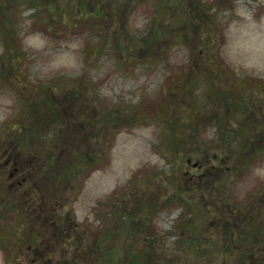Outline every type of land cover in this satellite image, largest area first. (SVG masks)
Returning a JSON list of instances; mask_svg holds the SVG:
<instances>
[{
    "label": "rangeland",
    "instance_id": "374dc122",
    "mask_svg": "<svg viewBox=\"0 0 264 264\" xmlns=\"http://www.w3.org/2000/svg\"><path fill=\"white\" fill-rule=\"evenodd\" d=\"M0 3V264H264V0Z\"/></svg>",
    "mask_w": 264,
    "mask_h": 264
},
{
    "label": "trees",
    "instance_id": "16d2710c",
    "mask_svg": "<svg viewBox=\"0 0 264 264\" xmlns=\"http://www.w3.org/2000/svg\"><path fill=\"white\" fill-rule=\"evenodd\" d=\"M0 5H2V4L0 3ZM7 16H9V14L7 13V15H6V12H4L3 9L1 8L0 9V25L3 27V29L7 28L6 27V25L8 23L7 22L8 21L7 20ZM53 113H55V116H52V117L49 118V120H46V121H48V124H45V126L49 127V126H53L55 124V121L56 120H53V119H57L58 116H59V114H57V112L54 111V110H53ZM22 139H23V137H21V136L20 137H15V138H13V141L10 142V147L9 148L13 149V152L15 154L14 159H16L17 157L19 158V153H21L20 145H23L22 144V141H23ZM3 149H4V147H1L0 148V153H2L3 155H5L6 153L7 154L9 153L8 150H6L3 153ZM48 153L49 152H47V151H46V153L44 151L39 152L38 162H37V163H39V161L42 162V166H43V180H44V183H45V188H46V183H47V185L49 184L48 182H45V178L47 176L48 177L49 176H52V177L55 176V173H54L55 170H53V167H52L53 166V164H52V158H51L50 154H48ZM42 156L45 157L44 160H41L40 159ZM59 158H60V156H59ZM28 168H29V166H28ZM28 168L24 169V171L25 170L28 171ZM4 170H5L4 168L0 167V178L2 179L0 181V195L1 194H5V197L2 198V203H1V205L4 206V209H6L5 206L7 204L8 206H10V208H14V209H10L12 211H16V212H18L20 210L22 211L23 217L31 225V234H32V237L34 238L35 242L44 241V240L46 241V236L48 237V232H50V229L52 228V230L54 231L55 229L58 228V231H59L58 234L55 235V236H53V237L54 238L55 237L58 238V241H59L60 244L67 242L68 245L70 246V245H72L71 243H73V244H75V247H76L77 246L76 245L77 242H75V241L72 240V238H74V236L71 237L69 235L67 237V241H64V238L66 237V235H64L62 237V234L60 233V230H63L64 233L66 232V228H67V224L66 223L67 222H65V221L64 222L63 221L61 222V220H58V219H54L53 221H49V220H46V216H43L42 218L32 217L27 212V208H26L27 207V204H23L24 202H26L25 198H23V197H21L19 195V196H16V197L14 196L13 197L14 200L12 199V194H9V191L12 190V187H13V186H10L11 184L9 182H12V180H10V178L9 177H6L5 175H3V178H2L1 172H3ZM45 171H46V175H45V178H44ZM58 171H59L58 175L60 173H62V171H64V176H62V179L63 180L60 183V186H61V191L64 192V194H67L71 189L73 190V188H71V187L68 186V181H69L70 177H74L75 176V174L78 172V168L76 167L75 170H74V173H73L71 171L69 172L68 168L65 165L60 170H57V172ZM5 177H6L7 180L8 179L10 180V181L8 180V183L9 184L7 182H4L3 181V179ZM35 190H37V188H35ZM44 197L46 199V196H44ZM17 199H19V200H17ZM67 199L68 198H63V200H61V202H64ZM255 219H257V218H254L253 220H255ZM259 220H260V217H259ZM42 222L45 224V227L43 229L44 231L43 230L40 231L38 229L39 228L38 225L40 223H42ZM262 225H263V223H262ZM248 229L251 230V227H249ZM248 229H246L247 232L249 231ZM141 232H142V229H139V232L138 233L141 234ZM138 233H136V234H138ZM250 239H251V237H250ZM244 245L246 247L249 246L248 242H246ZM250 245H252V244H250ZM66 249H67V246H63V251L60 250L61 255L64 254V259H66V257H65L66 254L68 255V253L65 252ZM125 250H126V254H125V259L124 260H126L127 264H146L145 261L148 258L145 257V255H147V254H145L142 250L132 249V246H131V248H129V246H128ZM251 250H252V248H251ZM140 251H142V252H140ZM78 252H79V249H76L75 254L78 253ZM138 254H140V255H138ZM141 254H142V256H141ZM40 255H39L40 257L38 258V261L39 262H35V263H42V262H43V264L50 263L49 258L46 257L44 253H41ZM75 256H77V255H75ZM240 257H242L241 260H242V262L244 264H251L250 261H249V259H248L247 254L245 253V251L242 252V255H240ZM62 258H63V256H62ZM72 259H73V257H72ZM150 261H151V259L148 262H150ZM260 262L257 261L255 264H258V263L260 264ZM253 264H254V262H253Z\"/></svg>",
    "mask_w": 264,
    "mask_h": 264
}]
</instances>
